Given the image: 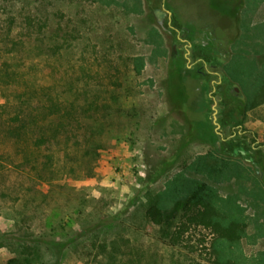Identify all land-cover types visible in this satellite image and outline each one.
<instances>
[{"label":"rangeland","instance_id":"rangeland-1","mask_svg":"<svg viewBox=\"0 0 264 264\" xmlns=\"http://www.w3.org/2000/svg\"><path fill=\"white\" fill-rule=\"evenodd\" d=\"M18 69L29 135L51 146L20 147L12 115L0 116V264H110L101 246L112 264H212L209 230L172 248L178 209L163 227L147 218L167 184L187 190L188 180L213 189L222 223L246 225L238 242L216 240L220 260L264 264V0H0L7 110ZM219 78L216 122L241 124L254 154L251 143L230 153L234 129L217 146ZM32 149L39 169L15 170Z\"/></svg>","mask_w":264,"mask_h":264},{"label":"trees","instance_id":"trees-1","mask_svg":"<svg viewBox=\"0 0 264 264\" xmlns=\"http://www.w3.org/2000/svg\"><path fill=\"white\" fill-rule=\"evenodd\" d=\"M32 67V66H31ZM30 69H33L31 68ZM18 70H14L13 79L11 81L12 94H13V109L9 108L7 110L8 103H4L0 105V116H5L10 113L12 116L10 119L5 118L6 121L11 122V124H16L17 126L8 129V133H11L13 139L20 144V147H24V140L26 139V143L30 146H33V149H37L38 153L41 151L42 147H50L51 141L45 136H36L34 134L29 135V131L27 130V119L28 115L27 109L30 107L31 102H25V93L21 92V86L23 83L25 84L24 77L22 78V74H20ZM17 73L19 77L16 78ZM234 79V78H233ZM5 85L7 83L3 82ZM253 87V86H251ZM254 88V87H253ZM2 95L8 96L5 92V88L2 86L1 88ZM257 90L253 93L256 94ZM11 94V95H12ZM251 101V100H250ZM38 102H35V105ZM257 106L256 99L254 98L247 108H254ZM9 110H11L9 112ZM36 121V120H35ZM6 123V122H5ZM4 123V124H5ZM3 124V123H2ZM241 125V124H237ZM1 127V126H0ZM233 127V126H232ZM237 131V139L228 141L226 145L231 149L232 154L236 155L240 149L244 146L246 141V136H243L240 132H243L244 129L236 128ZM32 132V130H30ZM232 133V132H231ZM210 136H212V131H209ZM207 134V136H209ZM10 135V134H9ZM8 135V136H9ZM194 134L192 135L193 138ZM256 138L251 139V144L256 143ZM29 150L30 157L22 159L19 162H12V167L20 172L25 171H36L39 169L40 160L38 157H33L36 151L34 152ZM48 162L51 164L53 162V156L49 155L47 157ZM194 169H202L201 171H205L204 164H194ZM230 169V168H229ZM231 170H228L230 172ZM222 173V172H219ZM224 173V172H223ZM226 174V173H225ZM188 189L184 190L180 188V185L177 183L167 184L164 192H161L159 195V200L156 204L152 205L147 211V218L156 226L163 227L167 220V214L169 211L178 209L180 219L179 222L174 227L172 233L169 235V239L167 240V247L179 248L186 247L185 243L187 242L186 236L191 231L192 228H204L209 230L213 236V240L211 241L207 250L214 256V261L212 264H232L230 261H221L219 257V251L216 248V240L225 241L229 243L238 242L246 228V225L241 221L234 220L229 222L228 224H224L221 222V212L216 207V196L214 194L213 189L207 185L202 184L199 186V182L197 181H187ZM183 204V205H182ZM180 206V209L177 208ZM102 253L106 255L108 262L112 264L115 261V255L112 251V254L107 252V248L105 246H101ZM115 250V247H113ZM10 264H20L17 260H11Z\"/></svg>","mask_w":264,"mask_h":264},{"label":"flooded vegetation","instance_id":"flooded-vegetation-1","mask_svg":"<svg viewBox=\"0 0 264 264\" xmlns=\"http://www.w3.org/2000/svg\"><path fill=\"white\" fill-rule=\"evenodd\" d=\"M168 15H169V13H168ZM171 15V14H170ZM171 17V16H170ZM170 20H171V18H170ZM181 41H184V40H182L181 39ZM186 41V40H185ZM193 55H196V51L194 50V52H193V46H192V44L190 43V42H186V44H185V53H184V58H185V60L187 61V68H190L191 67V65H189L190 63H191V61H192V57H193ZM214 60V59H213ZM195 62L196 63H198V62H201L202 63V59L201 58H197L196 60H195ZM192 64H194L193 62H192ZM218 66H217V64H215V63H211V64H209V62H205L204 64H203V69H204V72H203V74L204 75H207V76H212V75H215V72L213 71L215 68H217ZM197 73H200L201 72V70L200 69H197V71H196ZM221 78H219V80L218 81H216V80H212L211 81V85H212V90H211V92L209 93V97L214 101V106H213V113H215V107H216V105L218 104V100H216V95L215 94H217L219 97H222V95H221V93H222V90H223V88H222V84H221ZM202 83H204L203 81H202ZM237 88H234L233 89V91L234 92H237L236 93V95H238V91L236 90ZM215 108V109H214ZM216 111H217V109H216ZM218 124V123H217ZM214 125L216 126L215 127V129H216V133H217V135L220 137V139H221V141H219V142H217V146H220V144H221V142L222 141H226V139L227 138H225V135L227 134V132H231L233 129L234 130H236V128H239V129H241L242 128V126L241 125H238V126H235V127H232L231 125H228L227 126V128H226V130L224 129V128H222L221 127V125L220 124H218V126L214 123ZM240 132V131H239ZM235 134H233L232 136H234ZM248 143H251V139H246V141H245V143H244V146L242 147V149H240L239 150V153L241 154V155H246L247 154V152L243 149L244 147H246L247 146V144ZM256 144H257V141H256V143H254V144H251V146H252V151H251V153L252 154H254L255 153V149H256ZM248 161H250V159H248ZM257 168H258V166H256Z\"/></svg>","mask_w":264,"mask_h":264},{"label":"water","instance_id":"water-1","mask_svg":"<svg viewBox=\"0 0 264 264\" xmlns=\"http://www.w3.org/2000/svg\"><path fill=\"white\" fill-rule=\"evenodd\" d=\"M236 90L239 91L238 88H237ZM214 109H215V108H214ZM216 113H217V111H216V109H215V113H214V123L218 126V124H217V122H216V120H217V118H216Z\"/></svg>","mask_w":264,"mask_h":264}]
</instances>
